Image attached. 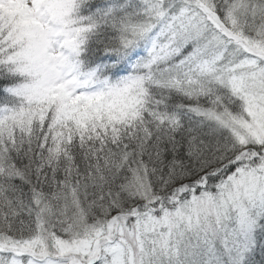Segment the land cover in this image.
Here are the masks:
<instances>
[{
  "label": "snow or ice",
  "instance_id": "obj_1",
  "mask_svg": "<svg viewBox=\"0 0 264 264\" xmlns=\"http://www.w3.org/2000/svg\"><path fill=\"white\" fill-rule=\"evenodd\" d=\"M0 264H264V0H0Z\"/></svg>",
  "mask_w": 264,
  "mask_h": 264
}]
</instances>
